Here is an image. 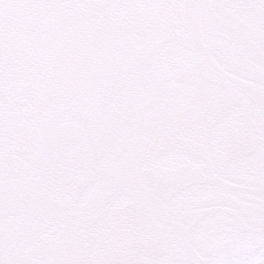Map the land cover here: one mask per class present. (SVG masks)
<instances>
[{
  "label": "snow or ice",
  "instance_id": "6c2138e0",
  "mask_svg": "<svg viewBox=\"0 0 264 264\" xmlns=\"http://www.w3.org/2000/svg\"><path fill=\"white\" fill-rule=\"evenodd\" d=\"M0 264H264V0H0Z\"/></svg>",
  "mask_w": 264,
  "mask_h": 264
}]
</instances>
